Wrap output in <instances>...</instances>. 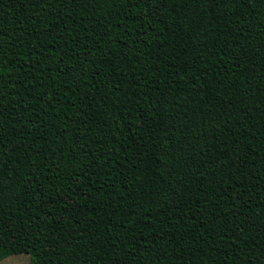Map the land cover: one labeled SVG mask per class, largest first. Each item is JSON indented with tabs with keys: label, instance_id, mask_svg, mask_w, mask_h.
I'll return each mask as SVG.
<instances>
[{
	"label": "trees",
	"instance_id": "16d2710c",
	"mask_svg": "<svg viewBox=\"0 0 264 264\" xmlns=\"http://www.w3.org/2000/svg\"><path fill=\"white\" fill-rule=\"evenodd\" d=\"M0 241L264 264V0H0Z\"/></svg>",
	"mask_w": 264,
	"mask_h": 264
},
{
	"label": "snow or ice",
	"instance_id": "6c2138e0",
	"mask_svg": "<svg viewBox=\"0 0 264 264\" xmlns=\"http://www.w3.org/2000/svg\"><path fill=\"white\" fill-rule=\"evenodd\" d=\"M73 2H75V0H73ZM11 239H15V237H12ZM17 248L20 249L19 252H17ZM0 251L6 252L8 255L12 256V259L8 261V264H31V250L28 246H9L7 243L0 241Z\"/></svg>",
	"mask_w": 264,
	"mask_h": 264
},
{
	"label": "rangeland",
	"instance_id": "374dc122",
	"mask_svg": "<svg viewBox=\"0 0 264 264\" xmlns=\"http://www.w3.org/2000/svg\"><path fill=\"white\" fill-rule=\"evenodd\" d=\"M11 259H12V256H9V257L3 259L0 264H8V261H10Z\"/></svg>",
	"mask_w": 264,
	"mask_h": 264
}]
</instances>
